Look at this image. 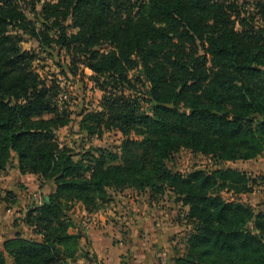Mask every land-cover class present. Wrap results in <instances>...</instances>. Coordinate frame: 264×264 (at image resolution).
<instances>
[{
    "label": "trees",
    "instance_id": "1",
    "mask_svg": "<svg viewBox=\"0 0 264 264\" xmlns=\"http://www.w3.org/2000/svg\"><path fill=\"white\" fill-rule=\"evenodd\" d=\"M20 1L0 0V173L16 153L20 173L37 174L42 185L51 179L55 189L44 194L41 204L29 208L24 217L40 239L16 234L4 241V251L13 263L68 264L76 258L80 234L69 232L67 201L75 198L95 210L96 201L106 198V187L150 188L154 196L166 182L184 196L190 205L188 218L195 219L188 239L190 258H179L175 264H264V210L254 212L238 200L224 199L217 190L219 182L221 187L227 182L234 187L243 183L246 187L237 192L247 193L256 177L245 178L240 169L229 168L184 176L163 164L176 149L165 136L168 132L175 136V143L185 141L193 149L207 152V144L215 139L237 145L239 137L247 139L255 130L253 123L256 128L264 125V111L251 95L250 84H234V72H254L250 65L264 66V0L252 4L246 0H187L192 8L210 9V24L201 34L195 21L178 10V4L165 0H32L35 17L42 20L43 27L53 25L56 38L37 30L20 10ZM67 20L76 33H66L60 23ZM215 25L218 32H214ZM35 31H40L42 40ZM25 33L36 39L39 49L55 42L66 50H77L72 66L82 63L95 74L93 79L102 91L100 109L83 114L80 128L88 120L105 121L106 128L120 131L126 137L120 147V163L106 162L104 149L91 155L90 161H74L71 151L61 154L54 150L56 120L41 117L59 113V84L42 79L34 70V50L20 45ZM174 39L188 45L200 42L203 59L210 56V68L190 66L192 58L182 61V44V54L170 55L167 51ZM103 43L109 46L106 51L94 48ZM163 48L166 53L157 56ZM165 63L171 65L170 70ZM136 66L149 83L144 84L153 104L149 114L138 103L128 78L129 70ZM187 93L212 97L191 105L189 114L181 113V96ZM227 101L234 106H223ZM254 113L258 116L246 120ZM132 131L143 138L132 137ZM260 137L259 142L264 140ZM245 144L241 145L245 150L219 148L228 152L224 158L234 160L254 159L264 153V145L252 138ZM111 158L118 156L112 154ZM51 168H57V173L52 175ZM0 264H7L2 252Z\"/></svg>",
    "mask_w": 264,
    "mask_h": 264
},
{
    "label": "rangeland",
    "instance_id": "2",
    "mask_svg": "<svg viewBox=\"0 0 264 264\" xmlns=\"http://www.w3.org/2000/svg\"><path fill=\"white\" fill-rule=\"evenodd\" d=\"M31 1L32 0H21L20 4L22 7L20 10L24 11L28 20L34 21L37 30L42 29L52 38H56L54 26L48 23L49 25L43 27L42 20L35 17L33 13L34 11L32 10L30 4ZM165 1L178 4V10H181L184 16L187 14L189 19H193L195 21L196 30L199 34L205 30L206 24H210V22H208L210 9L205 7L192 8L187 0ZM246 1L251 4L257 2V0ZM240 4L243 5L244 2L241 1ZM36 7L37 9L41 8L40 5H36ZM148 13V10H146L145 15ZM53 19L54 17L51 16V20ZM60 24L65 27L67 34L76 33L78 31L75 27H73V23H71L69 20ZM159 26H166V24L164 25V23H159ZM215 26L214 32H218L219 27L218 25ZM179 31L181 32V29ZM234 31L236 32V30ZM39 33L40 31L36 32L38 37H40ZM22 37L23 39L20 42V45L26 50H34L35 56L32 61L34 70L42 79H47L50 81L57 80V83L59 84L60 91L56 97L59 113H45L41 117L44 120H56L57 126L52 129V142L54 143V150L56 152H60L61 154L71 151V158L74 161L79 160L80 158H86V161H90L91 155L96 156V154H99L98 151L100 149H104L108 155L107 158L105 157L106 162L113 161L114 163H120V147L122 142L126 139V137H124L120 131L113 128H106L107 125L105 121L93 122L88 120L83 124L84 128H80V122L82 120L83 114L89 111L100 109L102 91L98 88L93 79L95 74L89 68L85 67L82 63H78L76 65L77 67L72 66V58L77 57L78 51L72 48L66 50L65 48L57 46L55 42H52L51 45H48L50 47L45 46L43 48L44 50L39 49L35 38L29 36L26 33L23 34ZM40 39L42 40L41 37ZM180 44H182L185 48L182 61H186V58L188 60L192 58L190 61V66L196 65L198 66L197 68H210V56L206 55L203 59L205 54L203 53V49L200 46V42H198V44L195 42L194 45H188L185 41L181 42L178 39H174L171 41L170 49L167 52H170V55L172 52V54H182L180 51L182 46ZM94 48L99 49L100 52H103L106 51L109 46L103 43L101 46H95ZM173 48H175L174 51L172 50ZM157 52V56L162 55L166 53V49H159ZM187 55L191 57H188ZM158 59L161 61L162 57L159 56ZM161 62H164V60ZM165 66L169 70L171 69L170 64L165 63ZM250 67L254 69V72H234V74L237 75V79L234 81V84H250L249 88L251 95L256 98L257 102H259L261 106L260 108L264 111V66L250 65ZM128 78L131 80V83L134 86V95L137 98L138 103L141 104L142 108L149 114L150 108L153 104L151 103L152 101H150L149 89L147 90V88L144 86V84L149 83L146 81L141 67L136 66L130 69L128 72ZM50 81H47V83L49 84ZM159 83L161 82L158 81L157 84ZM173 84H175V82H173ZM204 84H208V82L205 81ZM64 94L67 96L66 98L64 97ZM227 96L228 95H225L226 98ZM210 97H212V95L204 93L199 95H190L188 93L186 95H182L181 99L183 102L181 101L179 104L181 113L186 112L189 114L191 105L208 102ZM229 105L234 106V104L230 101H227L223 104L225 107ZM256 116H258V114L255 113L248 115L246 120L251 121L253 117ZM255 126L256 125L253 123V129L255 130H252V132L248 134L247 139H243V137L238 138L237 145L230 144L226 141L223 142L221 139H215L213 143L207 144V152H202L199 148L193 149L185 141L182 144L175 143V136L171 134V132H168L165 134V136L169 138L171 144L176 146V149L172 150L170 154L163 160V164L166 169L170 170L171 172L179 173L184 176L198 170L212 172L217 169L229 168L240 169L243 172L245 178L248 175L252 177L253 175H251L248 171L249 163L247 160L226 159L224 156L228 153L226 149H232L235 146H237L236 149L245 150L241 145H246L245 142L249 141L250 138H252L253 142L264 145V140L259 142V138H261L260 136H264V125L260 126L259 128H256ZM88 128L89 132L87 131ZM193 128L197 129L198 127L194 126ZM131 136L137 139L143 138L142 135H135L133 131L131 132ZM200 145H202V143H200ZM220 145H224L226 149L222 147L220 149ZM262 148L264 149V146ZM112 154H116L118 158L112 160ZM262 156H264V153L261 154V157ZM13 163L18 164L16 153L11 154L7 168L3 172H5L7 169H11ZM56 169L57 168L50 169L52 175L57 173ZM85 174L87 178L90 177V173L87 172ZM109 177L110 176H108V178ZM261 179L262 178H258L259 182H262ZM217 184V190L224 199L229 201L238 200L244 204H247L253 211L256 209L248 202L247 194H239L237 192V189L246 187L245 184L240 183L235 187L230 182H227L222 187L219 186L220 182ZM43 185H45L43 191L34 189L32 190V193L29 194V196L32 197V194H35V192L38 194L39 192V196L42 198L44 194L53 192L55 189V185L51 179L43 183ZM150 192V188L141 190L133 186L122 188L109 186L106 187V198L103 201L102 199H98V201H96L98 208L95 210H89L82 201L73 198L66 203L67 207L69 208L67 213V216L70 220L69 223L73 227L75 224H77V222L75 223L72 218V216L77 213V208H80L85 213L89 214L98 212L104 208H110L112 212V216H109L110 221L116 225L125 224L128 222L126 218L133 214L134 211L132 210L139 204V206L136 207L137 209L143 210V208H145V213H148V210L150 213H156L158 220L164 227L162 228L164 243L161 245V248L156 250V255L159 261L161 262L165 259L166 264L169 262L175 264L179 258L184 259L189 257L187 255L188 239L190 234L193 232L195 219L188 218L190 205L184 201V196L177 194L172 187L167 185L166 182H163L161 187L157 190V193H154V196H152ZM73 196L76 197L75 195ZM113 207L115 209H112ZM80 213L81 211L77 214V220L87 221L88 217H85V214L81 215Z\"/></svg>",
    "mask_w": 264,
    "mask_h": 264
},
{
    "label": "crops",
    "instance_id": "3",
    "mask_svg": "<svg viewBox=\"0 0 264 264\" xmlns=\"http://www.w3.org/2000/svg\"><path fill=\"white\" fill-rule=\"evenodd\" d=\"M247 161L249 173L257 180L252 191L243 194L248 195V202L256 208L255 211L264 210V156ZM258 178H262V182ZM41 181L37 174L20 173L16 163L0 174V252L4 254L7 264H14L4 251L3 243L7 238L20 234L24 238L40 239L24 217L29 208L41 204L39 192L29 196L34 189L44 190L45 185ZM136 207L132 210L133 214L126 218V225H116L110 221V208L90 214L77 208V213L72 216L77 224L70 226L69 232L79 233L80 239L76 258L68 261V264H160L156 250L164 243V227L156 213L149 210L145 213V208L141 210ZM80 211L81 215L88 217L87 221L77 220Z\"/></svg>",
    "mask_w": 264,
    "mask_h": 264
},
{
    "label": "built area",
    "instance_id": "4",
    "mask_svg": "<svg viewBox=\"0 0 264 264\" xmlns=\"http://www.w3.org/2000/svg\"><path fill=\"white\" fill-rule=\"evenodd\" d=\"M64 97L66 98L67 96L64 94ZM39 197V201L41 202L42 201V198H41V196H38ZM2 218V216L0 215V219ZM160 264H166V261H165V259L164 260H162L161 262H160Z\"/></svg>",
    "mask_w": 264,
    "mask_h": 264
}]
</instances>
